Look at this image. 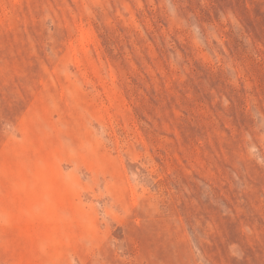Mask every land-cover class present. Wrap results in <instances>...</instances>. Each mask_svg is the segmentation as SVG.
<instances>
[{"label":"rangeland","instance_id":"1","mask_svg":"<svg viewBox=\"0 0 264 264\" xmlns=\"http://www.w3.org/2000/svg\"><path fill=\"white\" fill-rule=\"evenodd\" d=\"M0 264H264V0H0Z\"/></svg>","mask_w":264,"mask_h":264}]
</instances>
